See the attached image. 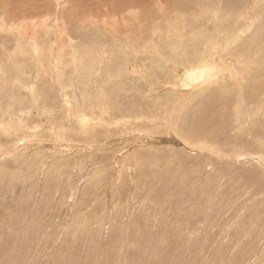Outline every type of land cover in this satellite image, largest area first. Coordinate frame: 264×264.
Returning <instances> with one entry per match:
<instances>
[{"label":"rangeland","instance_id":"rangeland-1","mask_svg":"<svg viewBox=\"0 0 264 264\" xmlns=\"http://www.w3.org/2000/svg\"><path fill=\"white\" fill-rule=\"evenodd\" d=\"M118 1L135 2V9L116 12ZM228 1L239 5L0 2V264H264V108L235 106L214 122L218 131L211 125L203 132L213 88L232 87L235 70L261 58L250 41L264 29V0ZM39 6L49 17L31 24L28 39L38 30L40 42L51 38L58 49L64 36L53 29L64 25L83 58L76 66L57 73L53 53L44 74L34 55L18 53L21 40L10 26L37 17ZM254 8L262 15L245 30L243 16L234 14ZM113 13L130 20L121 26H135V52H122L130 42L110 34ZM213 18L235 28L233 42L220 48L224 57L182 61L205 52L190 42L171 48L173 33L196 41L200 25ZM200 65L217 79L182 87L185 70ZM83 116L87 130L79 127Z\"/></svg>","mask_w":264,"mask_h":264},{"label":"bare ground","instance_id":"bare-ground-1","mask_svg":"<svg viewBox=\"0 0 264 264\" xmlns=\"http://www.w3.org/2000/svg\"><path fill=\"white\" fill-rule=\"evenodd\" d=\"M1 1L2 0H0V2ZM223 1L226 4H229L230 6L237 7L239 5V4H231L228 0H223ZM244 4L247 5V3H245V0H244ZM115 5L116 6L113 7V10H115L116 12H117V10H120V12L123 10V13H124L125 10H127V9H129V10L130 9H135V2H132L129 6H125L122 3H120V2L118 4L115 3ZM109 7L112 9L111 6H109ZM36 9H38L37 10L38 12L35 14V16H37V17L31 18V17H23L22 16L23 19H21L20 24L17 25V28H16V26H10V29H11V31H13V34L16 33L18 35L17 39L21 40V42L18 41V43H19V45L21 44L22 48L19 47L20 48V52H18V53L19 54L29 53L31 55H34L36 57V59H37V62H39V66H40L41 71H42L41 73L44 72V74H48L47 69L49 68L50 58L52 57L53 53L57 54L54 57V59L56 60V65L54 64L51 68L54 67L57 73H58V71L60 73V69L59 68L61 66H64L65 69H67L68 67L72 68L73 66H76L78 64V62H81V60L83 58H82V56H79L77 51L75 50V47H74V41H75L74 39L75 38L72 37L70 34L66 38L65 29L63 28L64 25L62 26V28H60L59 25L55 24V28L56 29H53L54 26H52V29H53L54 32H56L58 30H61V32L63 33V36H64L63 39H62L63 43H62V45H60L58 47V49H56V46L53 44L54 41L51 38L47 39V38H45L43 36L41 38V42H40L39 38H38V30H36V31L31 30L30 31L31 34H30L29 39H28V37H27L28 36V28L31 29V24L35 25L36 22L34 23V21H36L38 19H41V18L49 17V16H43V13H45V12L41 11L40 6L38 8H36ZM258 9H260V8H258ZM258 9H256V8L250 9L251 12L249 14L248 13H239L238 12V13H235L234 15L240 14V16H239L240 19L243 16V18L245 20L244 24L246 26L245 30H247V29L251 28L250 22H252L251 21L252 17L253 16L262 15V13ZM132 13H134V12H132ZM77 14H78V12H73V13L71 12V14L69 15V17H70L69 21H71V22L72 21H76L78 19V15ZM111 15H109V16H111ZM112 16L115 17L114 13H113ZM125 17L126 16L122 17L121 20L122 21H130L129 19H126ZM132 17H134V19H135L134 14H132ZM115 18H118V17L116 16ZM87 20L91 21L92 25H95V26L99 25V21L95 17H91V18H89ZM121 20H120V18H118V20H114L113 19L114 23H111L113 25L112 26L113 29H109V31H110V34L113 35L112 37H115V39L119 40L120 37L123 36L130 42L129 44H127V43L124 44V45L121 44V46L124 49V51H122V52L130 54V50L135 52V46L133 44L134 41H135V32H133L132 30H129V29L133 28L135 30V26L134 27H130L129 25L126 24V22L124 23L123 26H121L119 24ZM239 21H240L239 19L236 20V22H239ZM211 24L212 25H209L208 22L204 21L200 25L201 26V30H200V33L197 36V40L196 41L193 38L190 37L189 33H187L186 35L179 34L178 32L177 33L176 32L173 33L174 35L172 37H176L177 38V42L173 43V46L171 48H173V49L182 48L183 49L185 47V49H186V48H188L186 46L187 42H190V44H191L190 47L195 45V48H199V49L203 50V52H205L204 54H201V52H200L197 55L186 56L185 58L182 57L181 59H184L182 61H194V62H200L201 63V62H206L207 61L206 58H205V55H209V57H213V58L216 57L218 60L222 59L224 57L223 55L225 54V52H223V49H222V52H221L220 48H224L225 45H230V42H233L232 39H233V36H234L233 32H234L235 28L231 27V29L229 31L230 27H227V24H225L224 22H222L221 24H220V22L218 23L216 18L211 19ZM66 25H67V23H66ZM124 26H126V28ZM2 27H3V25H2ZM122 27H124V30H122ZM5 28H7V27H5ZM0 29H1V25H0ZM8 30H9V28H8ZM4 31H5V29H4ZM49 33H51V32L48 31L45 34V36H48ZM260 33H262L263 35L260 34ZM256 34H257L256 41L253 40V39H252V41H250L251 45H252L250 51H254L252 49H254L256 46H258V48L260 50L259 54L261 56L259 62L258 63L254 62L255 61V56H254L253 57V61L244 64L243 65L244 68H242V70L240 72L235 70L234 85H232V87H231V83L227 82L226 86L220 85V87L216 86V87L213 88V90L210 93L209 98H208L207 112H205L207 114V116H209V119H211V122H210V124H207V126L204 127V131L203 132H207L209 130V128H207V127H209L211 125H212L211 129H214L213 132L218 131V129H220V127L218 125H214V122L216 120H218L219 116H221V115L223 116L224 113H226L228 111L230 112V110H232V109L235 110V108H234L235 106L240 108L243 104L246 107L248 106L247 104H254V106L257 107V108L258 107H262V109L264 108V29H263V26H258L257 27V33ZM83 38H84V36H83ZM237 38L239 39V36H237ZM162 39H164V43H166L165 39L167 40V38L166 37H162ZM168 43L169 44H167V45H171L170 44L171 42H168ZM234 51H235V49H234ZM158 53H160V51H158ZM66 56L69 58V60H64L66 58ZM204 60H206V61H204ZM82 63H83V61H82ZM40 68H38V69H40ZM79 68L80 67L78 66V69ZM83 68H85V67H83ZM76 69H77V67H76ZM254 70H255V73H254ZM51 71H53V70H51ZM88 71H90V70H88ZM37 72H38V70H37ZM75 72L79 73V70L75 71ZM74 73H73V75H75ZM59 75H61V74H59ZM75 76H77V75H75ZM215 76L216 75H214V72H213L212 68L209 67V65H204V66L200 65V66H197V67H191V68L185 70V74L183 76V79L181 80L180 85L182 87H184V86L186 87V86H189L190 84H193L192 88L193 87L194 88H199L200 86H203L204 84L211 82L212 79ZM216 79H217V77H215V80ZM218 79H219V77H218ZM59 80L61 81L60 77H59ZM244 81H247L248 84L246 85L247 89L244 90V93L242 95V91H243L242 83ZM63 87L66 88L67 85L64 84ZM215 88H219V89L214 90ZM189 89L190 88H188L187 91H189ZM251 90L258 91V95L256 96L255 94H252ZM34 94H32V95H34ZM36 95L33 96V97H36ZM55 98H57V97H55ZM243 98L245 100H243ZM244 111H245V109H244ZM85 114H87V113L83 112L84 116H86ZM69 115L72 116L73 114L69 111ZM263 115H264V113H263ZM84 116L80 118L81 119V123H79V127L80 128L82 127L84 130H87V127L90 126V125H88L90 120H89L88 117H84ZM113 122H115V121H113V120H111V122L108 121L110 127H111V125H114ZM221 123L225 124V123H227V121L225 119H222ZM115 124L117 125L119 123L116 122ZM261 125H262V128L264 129V127H263L264 126V122L261 123ZM69 129H70V127L66 128V129H62L63 134L67 133V130H69ZM218 135H220V134H218ZM258 140H262V139L260 137H258Z\"/></svg>","mask_w":264,"mask_h":264}]
</instances>
